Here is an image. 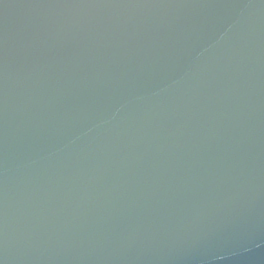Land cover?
Instances as JSON below:
<instances>
[{
	"label": "water",
	"instance_id": "1",
	"mask_svg": "<svg viewBox=\"0 0 264 264\" xmlns=\"http://www.w3.org/2000/svg\"><path fill=\"white\" fill-rule=\"evenodd\" d=\"M0 264H264V0H0Z\"/></svg>",
	"mask_w": 264,
	"mask_h": 264
}]
</instances>
